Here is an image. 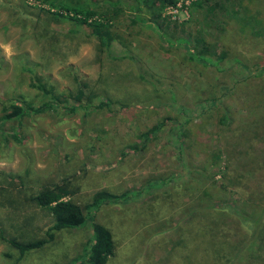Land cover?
Here are the masks:
<instances>
[{
	"label": "rangeland",
	"instance_id": "obj_1",
	"mask_svg": "<svg viewBox=\"0 0 264 264\" xmlns=\"http://www.w3.org/2000/svg\"><path fill=\"white\" fill-rule=\"evenodd\" d=\"M132 1L0 0V114L38 105L37 81L76 105L0 122V264H87L89 223L23 255L7 242L43 236L33 196L61 181L81 207L128 192L92 210L113 242L105 264H264V0H176L158 27ZM71 16L102 22L108 46ZM195 37L221 69L187 57Z\"/></svg>",
	"mask_w": 264,
	"mask_h": 264
},
{
	"label": "trees",
	"instance_id": "obj_2",
	"mask_svg": "<svg viewBox=\"0 0 264 264\" xmlns=\"http://www.w3.org/2000/svg\"><path fill=\"white\" fill-rule=\"evenodd\" d=\"M39 1L47 2L51 6L55 5V0ZM175 1L176 0H133L132 3L129 4L128 8L132 14V19L141 22L146 21L145 17L141 16L143 15L142 13H150L152 15L149 17L151 18L150 21L153 23V26L158 27V21H160V10L164 6L174 4ZM60 7L64 8L65 11L71 9L75 15H78V12L81 10L77 8L74 9L72 7L68 8L65 3H61ZM82 10L84 11L83 15L85 18L92 16L93 14V11L89 9ZM68 18L76 19L82 23H86L85 19L83 18H76L75 16ZM86 24L93 27V32L98 40V43L102 46V49L106 48L110 39L106 30L102 31L99 29L102 22L96 21L92 24L91 22ZM162 36L165 41L170 43L180 44L181 42H184V40L181 38H170L164 33H162ZM193 43V48L189 47L188 49L187 57L189 59H200L205 61L207 64L218 67V60H212L207 54L209 53L207 44L199 41L197 37L193 39ZM218 68L221 69L222 67ZM31 86L40 93L41 99L39 100V104L34 106L25 101H20V104L11 103L5 108H1L0 122L17 121L26 115L28 111L36 113L48 108H58L61 110L66 109V112L71 113L75 110V104H72L70 108H66V100L68 99V96L62 93H57L51 86H46L41 81L31 83ZM79 97L80 93L77 92L72 98L73 100H77ZM97 106L106 107V103L99 102ZM180 110H182L181 114L187 113V115L182 117L183 120H186L189 116L190 110L188 108H183L182 106L178 107V111ZM15 133L12 134V137H14ZM62 182L63 181H61L59 184H51L49 186L42 187L33 196V200L36 202V204L47 209L51 216V223L44 231L43 236L27 241L8 238L7 242L18 251V255H23L24 253L40 248L45 243L49 242L53 238L54 233L58 230L78 229L89 223L90 237L82 247V256L84 257V261L87 264H105L109 256L113 253V242L109 230L102 224L93 220L92 210H94L100 204L122 202L128 197V192L114 194L100 189L94 191L88 203L81 207L70 198H66L68 192L63 186ZM228 209L235 214L238 211L237 209ZM73 261H76V259L72 260V262Z\"/></svg>",
	"mask_w": 264,
	"mask_h": 264
},
{
	"label": "clouds",
	"instance_id": "obj_3",
	"mask_svg": "<svg viewBox=\"0 0 264 264\" xmlns=\"http://www.w3.org/2000/svg\"><path fill=\"white\" fill-rule=\"evenodd\" d=\"M4 51L8 56L12 55V48L10 45H3Z\"/></svg>",
	"mask_w": 264,
	"mask_h": 264
}]
</instances>
